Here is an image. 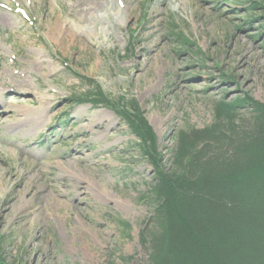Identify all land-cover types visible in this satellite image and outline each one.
<instances>
[{
  "label": "rangeland",
  "instance_id": "1",
  "mask_svg": "<svg viewBox=\"0 0 264 264\" xmlns=\"http://www.w3.org/2000/svg\"><path fill=\"white\" fill-rule=\"evenodd\" d=\"M104 1L0 0V264H149L153 167L113 110L73 96L134 99L166 169L214 103L264 102V0H114L101 31Z\"/></svg>",
  "mask_w": 264,
  "mask_h": 264
},
{
  "label": "trees",
  "instance_id": "2",
  "mask_svg": "<svg viewBox=\"0 0 264 264\" xmlns=\"http://www.w3.org/2000/svg\"><path fill=\"white\" fill-rule=\"evenodd\" d=\"M72 101L113 110L153 167L140 231L149 264H264V102L214 103L211 124L174 135L166 169L134 99L111 100L97 87Z\"/></svg>",
  "mask_w": 264,
  "mask_h": 264
},
{
  "label": "bare ground",
  "instance_id": "3",
  "mask_svg": "<svg viewBox=\"0 0 264 264\" xmlns=\"http://www.w3.org/2000/svg\"><path fill=\"white\" fill-rule=\"evenodd\" d=\"M113 1H114V0H106V1L103 2V6H104L105 8H107V9L109 10V12H98L97 15H96L97 20H98L101 24H103L102 27H101V31L105 30V24H104V23H106V24L109 25V26H113L116 22L121 21V20H119L120 17H121V13H120L119 11H117V12H111L112 5H111V7H108L109 4H110V2H113ZM107 13H108V14H107ZM108 15H110V16L112 17V21H110V20L108 19ZM86 28H87V27H82V28H80V30H81V31H82V30H86ZM89 29H91V27L88 28V30H89ZM38 101H39V102H42L43 99L41 98V99H39ZM6 104H7L6 102H3L2 105L0 104V110H6V108L8 107V105H6ZM9 106H10V105H9ZM0 116H1V113H0Z\"/></svg>",
  "mask_w": 264,
  "mask_h": 264
}]
</instances>
